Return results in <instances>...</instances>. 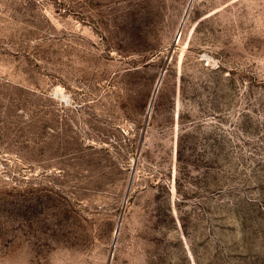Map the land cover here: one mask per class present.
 Masks as SVG:
<instances>
[{"label": "rangeland", "instance_id": "obj_1", "mask_svg": "<svg viewBox=\"0 0 264 264\" xmlns=\"http://www.w3.org/2000/svg\"><path fill=\"white\" fill-rule=\"evenodd\" d=\"M191 1L0 0V264H264V0Z\"/></svg>", "mask_w": 264, "mask_h": 264}, {"label": "bare ground", "instance_id": "obj_2", "mask_svg": "<svg viewBox=\"0 0 264 264\" xmlns=\"http://www.w3.org/2000/svg\"><path fill=\"white\" fill-rule=\"evenodd\" d=\"M190 1H191V0H190ZM191 2H192V1H191ZM190 4H191V3H189V7H190ZM189 7H187V9H189ZM187 12H188V10L185 11V14H186ZM184 18H185V17H184ZM184 18H183V19H184ZM182 23H183V20L181 21L180 27H181ZM180 27H179V28H180ZM150 107H151V104H150V106H149V109H150Z\"/></svg>", "mask_w": 264, "mask_h": 264}, {"label": "water", "instance_id": "obj_3", "mask_svg": "<svg viewBox=\"0 0 264 264\" xmlns=\"http://www.w3.org/2000/svg\"><path fill=\"white\" fill-rule=\"evenodd\" d=\"M151 108V107H150ZM117 232H118V227L115 229V237L114 238H116V234H117Z\"/></svg>", "mask_w": 264, "mask_h": 264}]
</instances>
